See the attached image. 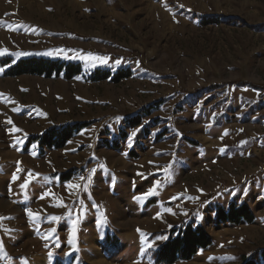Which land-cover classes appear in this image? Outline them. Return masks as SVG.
Masks as SVG:
<instances>
[{"label":"rangeland","instance_id":"374dc122","mask_svg":"<svg viewBox=\"0 0 264 264\" xmlns=\"http://www.w3.org/2000/svg\"><path fill=\"white\" fill-rule=\"evenodd\" d=\"M4 49L0 264H155L186 224L211 244L173 264L262 263L264 0H0ZM29 57L82 72L5 73ZM73 124L62 147L35 140ZM232 201L251 223L215 220Z\"/></svg>","mask_w":264,"mask_h":264},{"label":"trees","instance_id":"16d2710c","mask_svg":"<svg viewBox=\"0 0 264 264\" xmlns=\"http://www.w3.org/2000/svg\"><path fill=\"white\" fill-rule=\"evenodd\" d=\"M8 61L10 59H7ZM82 68L78 63L65 62L61 60H51L45 57H29L23 58L12 64L5 71L9 76H19L23 74H35L44 77H52L63 75L65 79H71L80 75ZM99 72V71H97ZM98 74V73H97ZM105 74V72H103ZM122 76L117 73L114 80H118ZM105 77V75H104ZM250 83H243L246 86ZM251 88H259V86L249 85ZM262 89V88H261ZM133 124H139L138 119H132ZM82 125L73 124L60 129H49L44 132L38 140L40 147L59 148L76 132ZM70 172L67 171L61 178L68 179ZM215 220L217 222H227L230 224H239L240 222L251 223L254 214L251 207L242 202L237 204L232 201L227 207L221 204L214 206ZM211 244V238L204 232L203 228L186 224L185 226L174 229L169 238L159 247L154 255L155 264H173L176 260H190L198 249H206ZM261 259L264 264V250L261 251ZM242 264H256L254 259H243Z\"/></svg>","mask_w":264,"mask_h":264},{"label":"snow or ice","instance_id":"6c2138e0","mask_svg":"<svg viewBox=\"0 0 264 264\" xmlns=\"http://www.w3.org/2000/svg\"><path fill=\"white\" fill-rule=\"evenodd\" d=\"M6 52H7V49H4L3 52H0V55L4 54ZM20 55H27V53H20ZM90 58H91V55H90ZM94 59H98L100 61V63H107V58L96 57ZM117 62L119 63V61H117ZM2 71H3V68H0V72H2ZM8 123L11 124L12 123L11 120H8ZM17 131H18V129H17ZM129 147H131V144H129ZM138 175H139V173H138ZM13 179H16V177L14 176ZM158 186H159V182H156V185L154 186V188L150 189L147 193L142 194V197L153 195L154 191H155V188L158 187ZM69 187L71 188V187H79V186H77V185H69ZM142 197H134V198L135 199H140ZM169 211H171V210L169 209ZM27 214H28L29 217H34V218H37V219L39 218L38 214H34L31 211V209H29L27 211ZM52 219L53 220H58L59 218L58 217H52ZM75 223H76V221L73 222L74 225H75ZM138 231H140V230L138 229ZM141 234L143 235V233H141ZM74 236H75V227L73 228V237ZM157 239H166V237H157ZM49 255H51V253Z\"/></svg>","mask_w":264,"mask_h":264},{"label":"crops","instance_id":"0c3cea01","mask_svg":"<svg viewBox=\"0 0 264 264\" xmlns=\"http://www.w3.org/2000/svg\"><path fill=\"white\" fill-rule=\"evenodd\" d=\"M5 153L7 155L6 158H8L7 161H6V159H4L5 163L7 165L10 164L11 167H13V164H14V162H16L18 160V157L10 151H6Z\"/></svg>","mask_w":264,"mask_h":264},{"label":"bare ground","instance_id":"6f19581e","mask_svg":"<svg viewBox=\"0 0 264 264\" xmlns=\"http://www.w3.org/2000/svg\"><path fill=\"white\" fill-rule=\"evenodd\" d=\"M124 220V219H123ZM128 219H125L123 222H121V224L127 225L128 224ZM101 263H104V261H101Z\"/></svg>","mask_w":264,"mask_h":264}]
</instances>
